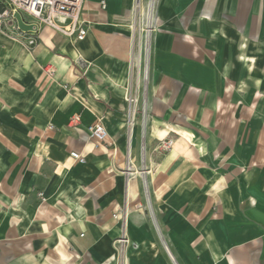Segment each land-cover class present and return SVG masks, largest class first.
<instances>
[{"label": "crops", "instance_id": "obj_1", "mask_svg": "<svg viewBox=\"0 0 264 264\" xmlns=\"http://www.w3.org/2000/svg\"><path fill=\"white\" fill-rule=\"evenodd\" d=\"M135 2L85 0L83 39L0 30V264H117L123 232L126 264H264V0H156L145 140Z\"/></svg>", "mask_w": 264, "mask_h": 264}, {"label": "built area", "instance_id": "obj_2", "mask_svg": "<svg viewBox=\"0 0 264 264\" xmlns=\"http://www.w3.org/2000/svg\"><path fill=\"white\" fill-rule=\"evenodd\" d=\"M3 8L0 10V30L5 29H19L14 12L19 11L21 14H28L34 20L41 21L47 25L53 26L65 34L76 36L78 39H83L88 29L85 27L81 19V13L85 0H0ZM136 9L138 10V17L141 29L145 33V63L141 73L143 89L137 86L136 91L129 90L125 96L127 102V114L129 124L135 125L137 122L141 126L142 138L145 140L148 122L151 118L149 102L147 98V84L149 80V56L151 50V34L157 26L156 14V0H136ZM104 5V2H103ZM58 21V22H57ZM33 43V41H31ZM49 76H53L54 70L47 66L45 68ZM80 122V116L76 115L71 119L70 126L76 127ZM48 129H54L52 125ZM89 136L101 144L107 142L109 132L106 126L98 121L87 127ZM176 139L173 136L165 135L159 139L157 149L162 152H168L173 149ZM143 146V151H144ZM71 156L80 162H84L85 158L82 154L73 151ZM133 165L128 162L127 173H131ZM139 172L142 175L148 172L146 166L143 164ZM114 218H121V213L117 212ZM116 245L119 251V260L117 264H126L125 250L128 247H135L136 242L132 241L125 232L116 240ZM108 264V263H107Z\"/></svg>", "mask_w": 264, "mask_h": 264}, {"label": "water", "instance_id": "obj_3", "mask_svg": "<svg viewBox=\"0 0 264 264\" xmlns=\"http://www.w3.org/2000/svg\"><path fill=\"white\" fill-rule=\"evenodd\" d=\"M13 15L16 19L17 25H18L20 30L30 31V30L36 29V25L31 24V23H27L19 11H15Z\"/></svg>", "mask_w": 264, "mask_h": 264}]
</instances>
